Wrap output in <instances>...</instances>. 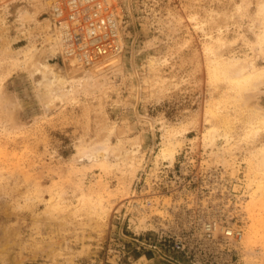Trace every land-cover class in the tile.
<instances>
[{
    "label": "rangeland",
    "instance_id": "rangeland-1",
    "mask_svg": "<svg viewBox=\"0 0 264 264\" xmlns=\"http://www.w3.org/2000/svg\"><path fill=\"white\" fill-rule=\"evenodd\" d=\"M58 1L0 0V264H264V0H111L104 67Z\"/></svg>",
    "mask_w": 264,
    "mask_h": 264
},
{
    "label": "built area",
    "instance_id": "built-area-1",
    "mask_svg": "<svg viewBox=\"0 0 264 264\" xmlns=\"http://www.w3.org/2000/svg\"><path fill=\"white\" fill-rule=\"evenodd\" d=\"M54 15L63 32V51L69 58L92 66L97 59L122 51L123 21L111 0H59ZM183 247L182 242H175L176 249Z\"/></svg>",
    "mask_w": 264,
    "mask_h": 264
},
{
    "label": "bare ground",
    "instance_id": "bare-ground-1",
    "mask_svg": "<svg viewBox=\"0 0 264 264\" xmlns=\"http://www.w3.org/2000/svg\"><path fill=\"white\" fill-rule=\"evenodd\" d=\"M17 5V4H16ZM65 15V14H64ZM62 30V29H61ZM60 41V40H59ZM63 43V41H61V44ZM111 58H112V55L111 54H109V55H106L105 57H102V58H100V59H97V62H95L94 64L96 65V63H98V64H105L106 62H105V60L106 59H110L111 60ZM67 59V58H66ZM72 59V58H71ZM73 60V59H72ZM76 61V60H75ZM114 60L112 59V62H113ZM73 62V61H72ZM71 62V63H72ZM217 63V62H216ZM75 64V63H74ZM93 65V64H92ZM107 64H105V65H103V67L104 66H106ZM216 69V68H215ZM258 72V71H257ZM235 73H238V71H236ZM245 80L247 81L248 79H246L245 78ZM240 81V80H239ZM239 83V82H238ZM263 122H264V120H263ZM227 232V234H232L233 232H232V230L230 229V231H226Z\"/></svg>",
    "mask_w": 264,
    "mask_h": 264
}]
</instances>
